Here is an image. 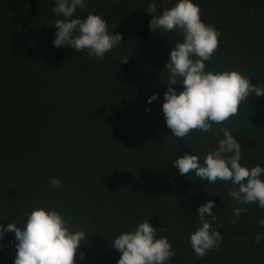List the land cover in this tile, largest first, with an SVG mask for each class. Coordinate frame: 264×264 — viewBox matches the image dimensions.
<instances>
[{
  "label": "trees",
  "instance_id": "trees-1",
  "mask_svg": "<svg viewBox=\"0 0 264 264\" xmlns=\"http://www.w3.org/2000/svg\"><path fill=\"white\" fill-rule=\"evenodd\" d=\"M149 2L89 0L77 9L81 18L103 15L109 30L122 34L118 47L90 58L86 50L53 46V24L62 18L52 12L55 0H0V222L23 226L24 213L37 205L63 211L88 235L77 264H117L111 241L145 218L163 227L176 249L171 264H264V209L235 205L230 183L208 185L172 163L192 151L202 160L227 127L244 150L241 163L264 166V95L251 94L208 133L172 136L162 111L165 64L183 36L150 30ZM195 2L201 19L220 30L207 70H239L264 88V0ZM174 3L159 0L155 14ZM153 93L159 98L148 104ZM53 176L61 186L49 184ZM209 199L216 201L212 228L223 241L201 258L189 235L199 226L197 207ZM234 206L246 211L233 217ZM14 240L13 232L0 240V264H14Z\"/></svg>",
  "mask_w": 264,
  "mask_h": 264
},
{
  "label": "clouds",
  "instance_id": "clouds-1",
  "mask_svg": "<svg viewBox=\"0 0 264 264\" xmlns=\"http://www.w3.org/2000/svg\"><path fill=\"white\" fill-rule=\"evenodd\" d=\"M158 2L150 0L145 10L152 17L150 30L176 31L183 36L182 40L175 41L165 64L167 90L163 93L162 111L172 136L183 140L193 130L208 133L214 124L221 125L235 116L240 104L251 94L264 95V88L252 84L250 77L239 70H207L206 62L219 46L220 30L201 19V9L195 0H175L172 7L155 14ZM88 3L89 0H55L52 12L62 18L53 24L56 29L53 46H69L76 52L86 50L90 58H103L122 43V34L111 32L99 13L89 12L83 18L78 16L77 9H85ZM179 84L183 89L178 92L173 85ZM158 98V94L153 93L147 103ZM220 130L222 138L202 160L192 151L176 157L172 163L180 174L188 176L193 172L208 185L217 181L230 183L227 195L235 205L255 203L264 209V166L242 164L244 150L240 142L227 127ZM49 184L55 188L61 186L62 181L53 176ZM215 207L216 201L211 199L197 207L199 226L189 235L193 252L201 258L212 250H221L223 236L212 228L217 219ZM244 211L246 208L234 206L233 217H239ZM24 215L23 226L14 221L6 226L0 222V240L7 232L14 233V264H77L74 257L88 237L85 229L75 228L63 211L46 204L37 205ZM258 223L264 227V218ZM162 229L154 227L149 218H145L131 230L116 235L111 246L120 253L117 264H171L176 249L166 235L160 234ZM261 238L262 235L257 233L255 241L260 243ZM80 255L83 257L84 253Z\"/></svg>",
  "mask_w": 264,
  "mask_h": 264
}]
</instances>
